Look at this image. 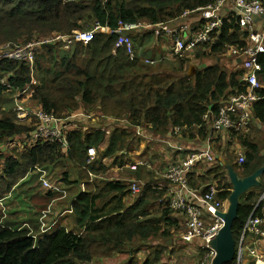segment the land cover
I'll return each mask as SVG.
<instances>
[{
  "label": "trees",
  "instance_id": "1",
  "mask_svg": "<svg viewBox=\"0 0 264 264\" xmlns=\"http://www.w3.org/2000/svg\"><path fill=\"white\" fill-rule=\"evenodd\" d=\"M217 1L0 0V45L25 44L54 33L70 34L88 28L86 23L91 21L113 30L119 28L120 22L167 23L180 18L185 11ZM259 1L264 4V0ZM239 19L235 12L225 15L222 28L212 35L214 42L198 45L195 57L206 63L209 57L222 54L226 47L246 46L249 32L241 27ZM118 38L116 32L98 30L93 40H79L69 49L58 44L46 46L38 54L33 68L8 59L0 60V146L21 135L31 140L19 159L13 156L6 159L4 174L9 178L0 182L3 196L35 166L54 170L61 162L68 171L58 179L65 185L87 180L85 165L96 175L108 174L109 169L102 165V159L131 149L138 139L136 130L140 126L151 125L153 133L175 136V140L178 133L187 142L200 146L211 134L212 119L218 116L223 100L236 91L246 90L242 81L244 69L231 73L217 60L190 75L189 57L168 60H177L171 62L174 63L171 66L163 65V61H167L164 59L150 64L139 54L131 56L125 47H117ZM257 60L261 70L258 72L260 88L252 108L255 130L258 123L264 126V54ZM236 62H240L239 59ZM5 75L7 85L1 82ZM33 77L37 83L32 86L31 99L37 101L44 112L65 117L82 107L89 112L102 113L114 119L111 133L106 134L105 129L110 126L107 121L90 131H69L66 147L47 137L32 141L30 134L35 131V125L18 123L14 112L6 110L4 104L6 98L25 90ZM105 143L100 157L87 165L88 149L91 146L100 149ZM240 145L245 160L231 164L240 176H246L264 165V153L250 133L240 135ZM114 163L124 165L125 156H117ZM203 165L199 163L195 168ZM72 168L78 170L77 178H69ZM145 173L146 177L152 176L140 167L133 176L142 179ZM261 181L262 187L252 188L240 198L238 218L233 226L237 244L249 216L253 212L261 213L262 206L258 203L264 176ZM150 182L157 181L150 178ZM212 183L217 185L219 198L227 200L233 187L222 163L206 167L202 175L196 171L188 175V184L192 187L204 185L206 191ZM86 187L88 190L72 201V215L79 233L59 227L50 234L34 238L29 228L0 223V264H93L102 260L101 257L116 254L128 256L124 264H136L134 258L143 247L153 241L167 242L172 230L179 227L181 216L164 198L165 190L148 188L129 206L127 199L132 193L127 182L95 180ZM165 247L152 243L144 264H158ZM203 253L202 250L198 258Z\"/></svg>",
  "mask_w": 264,
  "mask_h": 264
},
{
  "label": "built area",
  "instance_id": "2",
  "mask_svg": "<svg viewBox=\"0 0 264 264\" xmlns=\"http://www.w3.org/2000/svg\"><path fill=\"white\" fill-rule=\"evenodd\" d=\"M227 1L218 0L213 5L183 12L181 17L178 18L180 19V24L177 27L171 26L169 22H160L156 25L120 22L119 28L113 30L110 27H101L95 23L92 28L75 30L70 34L54 33L47 38L33 40L25 44L8 42L0 46V60L8 59L33 68L38 54L44 51V46L58 44L64 49H69L76 45V42L79 40L84 42L93 40L98 30L116 32L119 35L117 47H125L127 52L131 56H134L136 50L132 33L140 31L143 28H150L157 36H166L173 40L174 44L171 51V58L173 59L182 56L185 49L191 50L202 43L214 42L212 35L215 31L222 28L223 19L225 18L223 9ZM230 1L233 7H235L234 9L239 10L236 14L240 17L241 27L249 32L246 46L241 48L229 47L230 53L232 52L233 55H244L246 57L242 62V69L245 72L242 81L246 90L243 92L236 91L228 99L223 100L218 116L213 119L210 135L221 130H228L233 133H250L254 124L252 108L257 99V90L259 88L258 72L261 70V65L257 59L260 54H264V25L261 29H257L256 18L262 17L264 20V4L259 0ZM192 12H200L201 22L195 28L190 27L183 21ZM146 62L155 64V61L152 60H146ZM1 82L7 85V80H1ZM36 83L37 79L33 77L32 83L25 90L16 93V98H20L28 93L29 89L33 85H36ZM29 117L34 119L33 125L36 127L35 131L30 134L32 141H36L41 137H47L61 143L64 147L68 145L69 131L76 129L90 131L92 125L88 122L90 116L86 114L83 108L65 117H57L44 112L42 108H29L17 105L16 121L29 125L32 121L30 123L25 122ZM205 118H209V115H205ZM112 121L114 119L109 118L108 125L110 126L105 129L106 133H111L113 129ZM146 128L148 127H138L136 130L137 136L139 137L143 134L146 138L153 139V136L149 134L150 131H146ZM173 149L178 150L186 156L184 159L176 160L169 165L163 178L166 180L165 182H159L155 185L146 181L132 180L130 191L133 195L139 196L148 188L165 190L166 196L164 198L169 200L170 207L182 217H186L185 229L181 233L182 241L186 244L192 243L195 239H202L204 241V253L194 264H212L216 251L209 247L208 243L223 225V221L217 216V212L226 210L227 200L219 198L215 183L209 184L206 191H196L188 184V175L199 163H205L206 165L214 163L217 158L215 148L211 144L207 147H193L181 144L176 145L174 143ZM127 154L128 150L120 152V155ZM95 157L96 149L94 146H91L88 149L87 165L93 163L96 160ZM244 160L243 152L239 153V163H243ZM138 166L139 164H133L131 168L136 170ZM34 169L40 172V179L45 188L52 192H62L66 195V189L50 181L48 170L38 166H35ZM82 189L85 190L84 186H82ZM260 204L262 206L261 213L254 214L253 212L244 224L237 244V264L244 263L245 252L247 250L251 253L250 264H264V256L257 246L259 242L257 240L264 238V193L259 200L258 205ZM205 210L210 211L211 219L209 221L205 218ZM50 212L51 207L49 211H43L42 219ZM31 234L33 233L31 232ZM33 236L34 238L36 237L35 235Z\"/></svg>",
  "mask_w": 264,
  "mask_h": 264
},
{
  "label": "crops",
  "instance_id": "3",
  "mask_svg": "<svg viewBox=\"0 0 264 264\" xmlns=\"http://www.w3.org/2000/svg\"><path fill=\"white\" fill-rule=\"evenodd\" d=\"M224 7L225 8L223 9V12L225 13V15H227L230 12L237 13L234 9L235 7H233V5L231 3H229V4L226 3V5ZM183 21H184V23L186 22L192 28L197 27L201 22L200 21V12H192L187 17H185ZM168 22L170 23L171 26L177 27L180 24L179 23L180 19H175L173 21H168ZM92 23H93L92 21L90 24L86 23V26L88 28H90L89 27V25H90L92 28L95 25V23H93V24ZM263 25H264L263 18L257 17L256 18V28L261 29L263 27ZM132 38L134 39L133 42H134L136 54H139L145 61L146 60H152V61H155V63H157L163 59L167 60L169 57H170V60H172V58H171L172 48L169 45V50H168V47H167V45L169 44V40H171L172 43L174 44L173 40L170 37H166V36H159L158 37L152 29L143 28L140 31L132 33ZM228 50H230V49H228ZM227 52H229V51H227ZM229 54H230V52H229ZM186 56L189 57V55H186ZM231 56L233 58V61L235 63L239 64L237 66H240V69H242V62L246 59V57L244 55L236 57V55H232V54H231ZM237 59H239L240 62H236ZM237 66H234V67H237ZM30 90H32V88L29 89V91ZM27 94L28 93L21 96L20 98H24ZM14 96L16 97V94ZM30 101H33L35 104L29 103V106H28L29 108H41L39 103L37 101L31 99V97H30ZM5 103H6V100H5ZM83 110H85L86 114L90 116V119L88 120V122L90 124H92L90 129H93L94 127L101 126L102 124H105V122H107L109 120V118H106L102 113L89 112L88 109H86V108H83ZM29 125H31V124H29ZM93 125H95V126H93ZM148 125H150V124H148ZM150 126H147L148 128H146L147 129L146 131H153L150 128ZM263 128H264V126L261 125L260 123H258V130H261ZM252 130L255 131V129L252 128L250 130L251 133H252ZM234 135H235L234 133H231L229 131L221 130L220 132L209 135L207 140L199 146L198 143H197L198 145H195L194 143L187 142L185 139L182 138V136L180 134H176L177 137H180L182 139L181 145L194 144L193 147H207L209 144H211V146L215 148L216 155H217L216 161L212 164H207V165L205 164L203 166H198L195 168V170H193L194 172L196 171L200 175H202L204 173V169L206 167L208 168V166H212L214 164L222 163L225 161L231 164V162L229 160L231 159L232 153L234 151H236V155L233 156L232 158L236 162H238V159H237V158H239L238 155H239V153L241 154L243 152V148L241 147L240 143H237V144L233 143ZM174 140H175L174 138L170 139V138H167V136L159 137V138L153 137V139H150V138H146L142 134L141 136L138 137V139H136L133 142V146L131 149L128 150V154L124 155L125 156L124 165L120 166V165L114 163L115 158L117 156H121L120 152L117 153V155L115 157L114 156H105L102 159V165L109 169V173L112 174L111 176L109 175V173L96 175V174L92 173L91 171H89L88 166L85 165L83 168L88 171L89 177L87 180H84V181H81L78 183L79 191H78V189H71L70 187H67V186H71V185L63 186L65 184L60 181L61 178H59V179L56 178V180L58 182L63 184L62 187L64 189H66V195H64L62 192L50 191L49 189L45 188L43 183H42V185L45 189L43 190V193L40 196V197L44 198L41 203L31 202L30 204H28L29 207L27 210V209L23 208L24 205H21L16 200H13L17 204L12 206V209L9 210V213L11 215H13V214H19L20 216L24 215L25 216V219H24L25 224L28 226L30 224V226H31V227H26V228H30V230L32 229L31 232L33 233V231H34L36 234H33V235L37 236L38 238L43 234L52 233L53 231H55L59 227H66L61 222V219H62L61 216L64 217L66 214L72 215V200H74L79 193L86 192V190H88L86 187L87 183L98 180V178H100V177H103L105 179H110V180H120V181L127 182L128 184H130L132 180L150 182V178L157 181L156 183L163 182V181L165 182L166 180L163 178H164V175H165L169 165L172 164L176 160L178 161V160L184 159L186 156L185 154H182L178 150L173 149L174 143H175ZM151 143L158 144L159 145L158 149L156 150L154 148V146H151ZM7 145H9V143L2 145L1 147H5ZM262 151H264V149H262ZM160 154H162V155H160ZM134 155L139 156L140 158L136 159V158H134ZM163 155H165V156L163 157ZM133 164H139V166L136 170L131 168V165H133ZM139 167L142 168L143 170H145V172H147V173L151 172L152 176L146 177L148 175L145 173V174H143V176H145L144 178L136 179V176L124 175L125 171L129 170V171L135 172L139 169ZM45 169L48 170V168H45ZM35 171H37V170H35ZM193 171L191 173H193ZM37 173H38L39 178H40V172L37 171ZM77 173H78V170H75L72 168V170L69 171V178L70 179L77 178ZM72 176H73V178H72ZM49 179L52 183L57 182V181H52L50 177H49ZM102 180L103 179L98 180V181H102ZM156 183H153V184H156ZM56 184H59V183H56ZM82 186H84L85 190L82 189ZM203 186L193 187V188L196 191L201 192V191H204ZM14 188H15V186H14ZM13 191H15V190H13ZM71 192H74V193L72 196V200L70 201L69 207L62 208L64 212H60L59 214L55 208L53 211L52 207L54 206V204L56 203L54 207H56V205L61 204L62 203L61 201H65L66 200L65 197L69 196ZM263 193H264V186L261 189L260 195L262 196ZM60 194L64 197V199H60L59 201H56L55 195H60ZM10 195L15 197L14 192L11 193ZM132 196L133 197H129L127 199V204L129 206L132 205L133 201L136 199V197H138V195H135V194L134 195L132 194ZM261 196H260V198H261ZM260 198H259V200H260ZM10 200H11V198H10ZM46 207H47V209H45ZM50 207H51V212L45 218L42 219L43 211H45V210L49 211ZM59 211H61V210H59ZM205 218L208 221L211 219L210 211L205 210ZM19 221H20V218L18 216L14 215L12 218V221H10L6 224L10 225L12 227H22V226L25 227L23 224L17 223ZM43 224H44V226H43ZM76 232L79 233V230H77ZM257 241H259L257 243V246H258L261 254L264 256V238H260ZM192 243H193V245L191 246V249L193 252H195L197 254V257H198L200 252L202 250L204 251V249H203L204 241L202 239H195ZM171 251H172V249H171ZM127 259H128V257L123 258L120 260V262H124ZM246 260H247V263H246ZM250 262H251V253L247 250L245 252L244 263L250 264ZM241 264H243V263H241Z\"/></svg>",
  "mask_w": 264,
  "mask_h": 264
},
{
  "label": "rangeland",
  "instance_id": "4",
  "mask_svg": "<svg viewBox=\"0 0 264 264\" xmlns=\"http://www.w3.org/2000/svg\"><path fill=\"white\" fill-rule=\"evenodd\" d=\"M40 39H43V38H40ZM34 40H37V39H34ZM169 45L172 48L173 43L171 40H169V44L167 45L168 50H169ZM46 46H49V45H46ZM46 46H44V47H46ZM228 49L229 48L226 47V50L222 54H218V56L209 57L206 60V63L201 62L200 60H198L195 57L196 53L198 52L197 46L192 48V50L185 49L183 52V55L180 56L179 58H182V57H185L186 55H189V58L191 60L189 62V70H190L191 66H193V65L196 66L197 68L202 69V68L206 67L208 65V63L212 64V63H215L217 60H219L220 64H222L224 66V69H227L229 72L232 73V72L239 70L240 66H237L239 64H237L233 61V58L231 56L232 52L229 54L230 50H228ZM227 51H229V52H227ZM47 57H49V55ZM168 60H170V57L167 59V61H163V65L171 66L174 64L171 62L177 61V60H174V61H168ZM234 66H237V67H234ZM1 80H6V75ZM258 81H259V79H258ZM259 88H260V84H259ZM32 91H33V88H32V90H30L28 92V94L24 98H16L15 96L6 98L5 99L6 103L4 104V108L6 110L11 109L14 112V114L16 115L17 105H23L25 107H28L29 103L35 104L33 101H30ZM205 119L208 121L210 119V117L205 118ZM33 121H34V119L32 117H29L25 122L26 123L31 122V125H32ZM212 121H213V119H212ZM226 131H228V130H226ZM229 132H231V131H229ZM231 133H233V132H231ZM106 134L108 136L110 133H106ZM149 134H151V136H153L154 138H159V137L165 136L164 134H161V133H154L153 134V131H150ZM242 134L243 133H238V132L235 133L234 139H233L234 144L240 143V135H242ZM250 134H252L254 141L260 145V148L264 149V128L261 130L257 129L255 131L252 130V133L250 132ZM167 138L171 139V138H173V136H167ZM30 142H31V140L29 139V137H27L26 135H21V136L15 138L14 140H12L11 142H9V145H7L5 147L0 146V182L2 180H7L9 178L7 175L4 174V167H5L6 159L10 156L17 157L19 159L21 153L26 148L29 147ZM181 142H182V139L177 137L175 140V144L176 145L181 144ZM193 145L194 144H189V146H193ZM151 146H154V148L157 150L159 145L155 144V143H151ZM94 147L96 149L95 159H98L100 157L101 152H103L104 149L106 148V143L104 145H102L100 149L97 148L96 146H94ZM262 152H264V151H262ZM160 155H162V154H160ZM235 155H236V151H234L232 153V157ZM164 156L165 155H163V157ZM232 157L229 161L231 163L236 164V161ZM238 157H239V155H238ZM134 158L138 159L140 157L134 155ZM237 163H239V161ZM61 164H62L61 162L57 163V168H55L54 170H52L51 168H48L49 177L51 178L52 181H57L56 178L58 179V177L61 174H64L65 171H68L67 167L62 166ZM202 164L205 165V163H202ZM35 170L36 169H34V170L31 169L28 172V174L16 184L15 188L11 189L4 196H3V193L0 192V193H2V196H0V223L2 225H7L6 223L12 221L13 216L16 215L20 218V221L17 223L23 224L25 227H31L30 224H29V226L25 224V222H24L25 216L24 215H22V216H20L19 214L11 215L9 213V210L12 209L13 205L17 204L13 200H16L21 205H24L23 208L28 210V207H29L28 204H30L31 202L41 203L42 200L44 199L40 196L43 193V190L45 188L43 187L42 181L39 178L37 171H35ZM133 173H134L133 171L127 170V171H125L124 175L129 176V175H133ZM109 175L111 176L112 174L109 173ZM72 178H73V176H72ZM101 179L105 180V178H103V177L98 178V180H101ZM55 183H59V185H61V186L63 185L58 181ZM63 186H66V185H63ZM67 187H70L71 189H78V191H79V185L78 184H73V185L67 186ZM13 190H15V191H13ZM13 192H14L15 197L10 195ZM73 193L74 192H71L69 196L65 197L66 200L61 201L62 203L59 205H56V207H54L56 204L55 203L54 206L52 207L53 211L55 208L56 211L58 212V214L60 212H64L62 208L69 207L70 201L72 200ZM60 195H55L56 201H59L60 199H64V197L62 195L61 196ZM131 197H133V196L131 195ZM10 198H11V200H10ZM47 207L45 209H47ZM59 210H61V211H59ZM61 218H62L61 222L69 230H75V231L78 230V227L75 224L74 218L71 214H66L64 217L61 216ZM179 219H180L179 227H176L172 230V237L169 238V240L167 242H164V241L149 242L148 245L143 247L142 251L134 258L136 264H144L145 263L146 257H147L146 251L152 250V248H150V245L152 243H154V244L158 243L159 247L161 245L166 246L164 256L158 264H194L199 260V258L197 257V254L195 252H193L191 249V246L193 245V243L186 244L181 239V233L185 229L184 225H185L186 217L181 216V218H179ZM19 228H21V227H19ZM33 234H36V233L33 231ZM171 249H172V251H171ZM126 257H128V256L125 254H121V255L116 254L110 258L101 257L102 260H100L96 263H93V264H124L125 262L128 261L129 258L124 262H120V260L123 258H126ZM246 263H247V260H246ZM246 263H243V264H246Z\"/></svg>",
  "mask_w": 264,
  "mask_h": 264
},
{
  "label": "water",
  "instance_id": "5",
  "mask_svg": "<svg viewBox=\"0 0 264 264\" xmlns=\"http://www.w3.org/2000/svg\"><path fill=\"white\" fill-rule=\"evenodd\" d=\"M227 3H231L230 0ZM238 12V9H235ZM196 66H191L190 75H195ZM227 171L230 183L232 184V192L227 199V208L224 211L217 212V216L222 219L223 225L218 233L209 241V247L216 251V256L212 264H231L237 261L238 246L233 235L234 222L238 218V210L241 196L252 188L262 187L261 178L264 175V165L256 169L253 173L240 176L234 169L233 165L228 162H222ZM239 264V263H238Z\"/></svg>",
  "mask_w": 264,
  "mask_h": 264
},
{
  "label": "clouds",
  "instance_id": "6",
  "mask_svg": "<svg viewBox=\"0 0 264 264\" xmlns=\"http://www.w3.org/2000/svg\"><path fill=\"white\" fill-rule=\"evenodd\" d=\"M31 231V230H30Z\"/></svg>",
  "mask_w": 264,
  "mask_h": 264
}]
</instances>
